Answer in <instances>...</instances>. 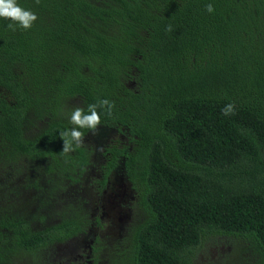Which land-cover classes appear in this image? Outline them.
Listing matches in <instances>:
<instances>
[{
    "label": "trees",
    "instance_id": "1",
    "mask_svg": "<svg viewBox=\"0 0 264 264\" xmlns=\"http://www.w3.org/2000/svg\"><path fill=\"white\" fill-rule=\"evenodd\" d=\"M17 2L38 19L12 31L0 18V264H63L59 247L92 226L59 200L85 190L92 150L62 153L59 133L103 99L115 106L97 108L98 129L117 133L103 176L120 161L145 216L130 264H195L208 234L264 264V0Z\"/></svg>",
    "mask_w": 264,
    "mask_h": 264
},
{
    "label": "rangeland",
    "instance_id": "2",
    "mask_svg": "<svg viewBox=\"0 0 264 264\" xmlns=\"http://www.w3.org/2000/svg\"><path fill=\"white\" fill-rule=\"evenodd\" d=\"M261 53L259 47L255 56H260ZM111 137L109 132L99 129L98 137L92 135L87 141L93 142L98 139V142L101 140V145H105ZM101 161L102 158L98 154V164ZM99 178L100 174L98 173ZM94 180L95 175L89 172L84 182L86 183L84 194L80 197L73 194H63L59 199L61 204L71 205L70 210L78 211L84 210L86 206L88 214L93 215L96 207V193L93 192L95 191ZM80 203L83 206H80ZM144 217L140 208L138 192L128 181L125 170L114 171L107 186L98 193V219L101 220V224L98 225V228L96 225L89 226V233L85 236L86 238L75 239L62 244L59 251L63 252L58 261L65 259L63 264L66 262L76 264L79 261L77 255L93 238L91 233L93 230L95 236L101 240L102 250L105 251L100 256L104 260L101 264H130V250L128 251L127 248L130 245L131 232L133 227ZM195 252V264H253L257 259L252 249L248 248V243L245 240L223 234L206 235Z\"/></svg>",
    "mask_w": 264,
    "mask_h": 264
},
{
    "label": "clouds",
    "instance_id": "3",
    "mask_svg": "<svg viewBox=\"0 0 264 264\" xmlns=\"http://www.w3.org/2000/svg\"><path fill=\"white\" fill-rule=\"evenodd\" d=\"M36 3L38 4L39 0H36ZM206 10L209 13L215 11L211 3L206 5ZM0 18L12 21L7 25V28L12 31H15L17 27L25 30L30 29L38 19L34 12L21 7L17 0H0ZM167 31H172L171 25L168 26ZM114 106V102L103 99L98 104H89L87 110L82 107H75L69 116V123L72 127L59 133L62 139L61 152L68 154L85 143L86 136L85 132L82 131L83 129H87L92 135H96L98 126L101 125V116L97 108L105 109L106 113L111 115ZM234 111L235 106L232 103L227 104L222 109L225 116L234 114Z\"/></svg>",
    "mask_w": 264,
    "mask_h": 264
},
{
    "label": "flooded vegetation",
    "instance_id": "4",
    "mask_svg": "<svg viewBox=\"0 0 264 264\" xmlns=\"http://www.w3.org/2000/svg\"><path fill=\"white\" fill-rule=\"evenodd\" d=\"M101 130L107 131L106 128H103ZM109 133H110V135H112V137L109 141H107V143L105 145H101V140L98 142V139L94 140L93 142H89V141L85 140V143H84V144H87L89 146L88 149L92 150L91 151V158L93 157V161H96L92 165L89 166V170H90L89 172L93 173L95 175V180H94V184H95L94 190L95 191H93V192L96 193V201H95L96 207H95V213L93 215H91V224H92V226L96 225L97 228H98V225L100 224V220L98 219V193H100L107 186V184L109 183L110 177L114 171H116L118 169H124L123 166H120V165H122V163L119 161L118 166L116 165L114 169H111L110 173L106 177L103 176L104 170H106L108 167L107 165H105L106 160L103 159V152H104L105 147L111 143V140L116 138V134H117L113 130ZM96 136L98 137V133L96 134ZM119 140L117 142V145H120V143H121L120 148L127 146L130 150L133 149V141H131L130 138L121 136ZM98 146H99V150H98ZM98 154H100V157L102 158V161L99 162V164H98ZM96 158H97V160H96ZM98 173L100 174L99 179H98ZM79 184H81V183H79ZM76 185L78 187V184H76ZM82 185H83L82 188H85V190L81 191V195L84 194V192L86 191V183H82ZM88 230H87L86 234L81 239L86 238L85 236H87L89 233ZM91 233H92L93 238H91L89 244L84 246V248H83L84 250L81 253H79V254L77 253L78 255L76 254L77 257H79V259H78L79 264H86V263L87 264H93V261L91 260V258L94 257V252L91 249V244L95 238V232L92 230ZM77 239H80V238H77ZM100 256H102V251L100 253ZM100 263H102V262H100Z\"/></svg>",
    "mask_w": 264,
    "mask_h": 264
}]
</instances>
